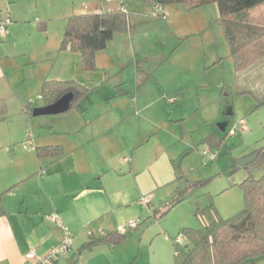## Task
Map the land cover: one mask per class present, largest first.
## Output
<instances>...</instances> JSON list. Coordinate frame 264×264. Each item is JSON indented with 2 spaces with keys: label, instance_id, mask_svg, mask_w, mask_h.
I'll return each mask as SVG.
<instances>
[{
  "label": "crops",
  "instance_id": "1",
  "mask_svg": "<svg viewBox=\"0 0 264 264\" xmlns=\"http://www.w3.org/2000/svg\"><path fill=\"white\" fill-rule=\"evenodd\" d=\"M154 5L165 18L152 17ZM117 7L129 17L128 31L96 54L95 71H83L80 52L61 51L69 18ZM8 17L12 24L0 36L1 264H26L32 249L46 255L63 241L64 228L75 251L59 264H186L194 245L187 237L175 250L178 231H200L243 213L240 204L228 212L218 206L219 212L202 211L190 195L164 217L154 215L191 183L190 161H198L193 151L217 144L215 123L228 127L233 116L223 114V101L207 97L212 88L225 91L221 68L234 66L223 29L215 25L216 4L190 9L146 6L144 0H0V22ZM245 73L263 75L264 60ZM49 81H74L90 92L67 114L35 115L47 108L42 88ZM235 129L244 132L245 123ZM220 132V140L229 136ZM47 148L63 154L38 155ZM234 189L225 184L221 191ZM131 220L139 227L124 242L79 254L92 238L120 233Z\"/></svg>",
  "mask_w": 264,
  "mask_h": 264
},
{
  "label": "trees",
  "instance_id": "2",
  "mask_svg": "<svg viewBox=\"0 0 264 264\" xmlns=\"http://www.w3.org/2000/svg\"><path fill=\"white\" fill-rule=\"evenodd\" d=\"M216 4L219 9L218 25L222 27L236 73L247 71L264 60V0H144L146 6L160 4H187L190 9ZM129 29L127 14H87L69 18L61 51L69 47L82 55V70L95 71V56L104 51L114 35ZM149 80L146 75L140 81ZM89 90L74 81H49L43 85L42 96L47 107L52 106L65 95L71 94L70 109L74 110L79 101L89 94ZM4 105L0 103V112ZM62 115V114H60ZM227 136V131L224 133ZM213 139H208L211 144ZM217 145V144H216ZM215 145V146H216ZM257 159L250 164L262 169L260 179L249 176L240 184L244 192L245 209L235 218V222L218 219L210 226L200 230H182L194 245L187 251L186 264H254L264 258V147L258 152ZM60 148L39 149V156H60ZM197 185H188L186 190ZM10 192V191H9ZM186 192L181 191L175 200L154 213L162 218L183 202ZM4 193L0 192V217L5 216L3 207ZM213 208L212 206L209 209ZM127 239L126 234L115 233L101 239L92 238L84 245L79 254L101 245L119 244ZM210 243L209 255L199 253Z\"/></svg>",
  "mask_w": 264,
  "mask_h": 264
},
{
  "label": "rangeland",
  "instance_id": "3",
  "mask_svg": "<svg viewBox=\"0 0 264 264\" xmlns=\"http://www.w3.org/2000/svg\"><path fill=\"white\" fill-rule=\"evenodd\" d=\"M215 25L218 27L217 22ZM225 45L228 50V45L226 43ZM220 51L223 52V46H220ZM228 64L229 62H226L221 68L223 75L226 74L225 91L217 90V87L212 88L207 97L210 101L221 100L226 104L223 114L228 112L230 108L233 109L234 114L230 118V124L227 127L229 136L220 140V137L223 138V133L220 132L218 126L222 122L215 123L217 139L214 138V140H216L217 145L209 147L210 145L207 144L206 147L212 148L218 154V162L206 166L204 161L208 162L209 159L202 156L201 153L205 146L200 144L197 147L200 155L197 150L193 151L197 155L198 161H190V166L195 167L194 173H190L192 181L188 184L197 186L189 190H186V188L182 190V192H186V197L191 195L193 204H201L200 209L202 211L212 206L218 212V207L223 212H228L231 207L234 205L239 206V204L244 210V192L240 188V184L249 176L260 179L263 175L262 169H256L253 166L246 169V167H241L238 162L244 158V155L249 157L264 147V74L249 75L245 73L246 71L236 73L233 64L229 69ZM222 118L224 119L225 116H222ZM241 121L245 123L246 129L244 132L235 129ZM234 129L237 135L230 137V131ZM225 184H234L235 189L228 192V194H225L226 192L222 194L221 190H223ZM235 218L231 219L229 217L233 222L236 221ZM178 232L176 236L181 233ZM181 248V246H175V250L181 251ZM209 250L210 243L202 251L199 250V253L203 252L207 256Z\"/></svg>",
  "mask_w": 264,
  "mask_h": 264
},
{
  "label": "built area",
  "instance_id": "4",
  "mask_svg": "<svg viewBox=\"0 0 264 264\" xmlns=\"http://www.w3.org/2000/svg\"><path fill=\"white\" fill-rule=\"evenodd\" d=\"M111 2L112 0H108ZM115 13H120V14H127L125 9L122 7H117L115 9L109 8L105 10L102 14H115ZM153 18H165L163 8L154 5L153 6V13H152ZM12 24V20L10 17L2 20L0 22V36L5 37L7 33L8 27ZM176 98H171L170 101L174 102L176 101ZM236 131L232 130L230 131V136H235ZM27 149V147H25ZM217 153L212 150V149H206L203 151V156L207 157L209 161H215L217 159ZM143 204L148 203V199L145 197L142 200ZM47 219L51 222H54L56 224L64 225L60 221L59 217L57 215H50L47 217ZM139 227V221L137 220H131L127 222L125 225H121L118 228V231L121 234H126L128 231L135 230ZM65 229V237L63 241L56 247L52 248L51 250L48 251V253L44 256H38L35 250L29 251V253L26 255V264H59L61 260L65 257H68L75 251V239L74 237L68 232L66 228ZM186 235L185 233L181 232L175 239V245L176 246H181L184 244L186 240ZM1 264V263H0Z\"/></svg>",
  "mask_w": 264,
  "mask_h": 264
},
{
  "label": "water",
  "instance_id": "5",
  "mask_svg": "<svg viewBox=\"0 0 264 264\" xmlns=\"http://www.w3.org/2000/svg\"><path fill=\"white\" fill-rule=\"evenodd\" d=\"M73 99V96L71 94L65 95L62 97L59 101H57L52 106H49L44 109L36 110L35 115H60L65 112H67L70 109L71 101ZM233 113L231 111L227 112L226 116L231 117ZM219 129L222 132L226 131L227 123L220 124ZM258 157V153L246 157L238 162V164L241 167H248L250 164H252Z\"/></svg>",
  "mask_w": 264,
  "mask_h": 264
}]
</instances>
